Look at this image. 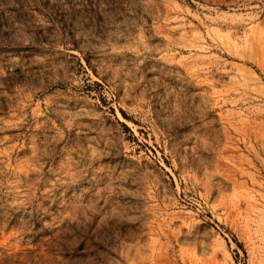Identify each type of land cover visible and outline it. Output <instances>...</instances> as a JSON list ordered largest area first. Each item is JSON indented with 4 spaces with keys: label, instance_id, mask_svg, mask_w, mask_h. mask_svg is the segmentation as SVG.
<instances>
[{
    "label": "rangeland",
    "instance_id": "rangeland-1",
    "mask_svg": "<svg viewBox=\"0 0 264 264\" xmlns=\"http://www.w3.org/2000/svg\"><path fill=\"white\" fill-rule=\"evenodd\" d=\"M0 264H264V0H0Z\"/></svg>",
    "mask_w": 264,
    "mask_h": 264
}]
</instances>
